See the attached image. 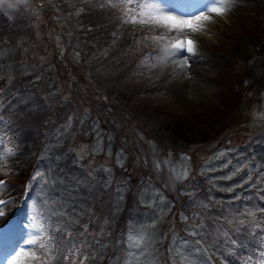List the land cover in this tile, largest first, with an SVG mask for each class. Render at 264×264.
Here are the masks:
<instances>
[{
	"label": "snow or ice",
	"instance_id": "obj_1",
	"mask_svg": "<svg viewBox=\"0 0 264 264\" xmlns=\"http://www.w3.org/2000/svg\"><path fill=\"white\" fill-rule=\"evenodd\" d=\"M56 4H66L68 11L57 8V22L61 33L55 35L56 47L60 57L67 53L76 63L101 64L105 58L119 62L117 52L122 51L120 42L124 37V29L128 26H144L141 32L157 28L165 29L161 35H144L143 41L167 42L161 52L153 57L154 63H148V57L140 61L149 69L157 65L163 66L180 63L175 66L180 69L191 68L189 57L195 54L194 40L186 35H172L199 32L204 22L213 16L226 15L234 6L236 0H48ZM31 0H24L16 7H0L9 21H14L21 11H31ZM106 17L105 22H86L85 17L91 15ZM38 20V13L33 16ZM142 43L139 35L134 41ZM21 38L15 43L8 37L0 38V110L10 106L15 114H28L42 108L54 109L57 105L73 103L71 90L63 91L61 86L53 85L50 73L55 65L48 62L44 55L32 53L35 62L27 58L21 59L13 72L11 64H5V58L13 57L20 49L24 54L29 48L24 46ZM186 53V54H185ZM128 55L129 53H124ZM45 65H47L45 67ZM138 65V67L140 66ZM7 69V71H5ZM27 78V86L23 90L14 88L18 78ZM74 79V77H73ZM171 82V80L169 81ZM6 89L12 99H7ZM20 110V113L17 110ZM264 120V113H258ZM5 118L0 115V121ZM88 136L94 134L91 145H75L69 148L73 154V165L82 169V174L71 172L59 167V161L64 159L55 153L69 138H75L76 129ZM111 141L112 137H107ZM3 138L0 137V144ZM105 137L102 134L99 121L91 118L87 107L75 108L64 118V122L56 128L52 140L44 148L43 155L50 161L46 171L36 170L30 177L26 191H31L34 184L39 185L37 195L41 198L39 204L33 200L30 221L24 227L28 230L29 239L24 243L37 246L35 249H13L3 259V264H17L21 255L31 256L33 260L40 258L39 264H98L105 259L104 253L113 243L122 244L126 255L122 264H264V171H258L255 178L252 175L235 187L245 191H254L255 197L240 194L232 195L225 207L221 201L200 200L196 211L189 215L179 213V221L183 225L177 231L175 223H171L167 231L160 229V224L172 212L171 202L167 196L148 177L137 193V207L143 206L151 211L147 221L141 222L129 218L127 229L122 239L113 240V227L117 217L124 210L126 194L130 191L127 179H117L112 164L126 168L127 156L123 150L112 153L110 146L106 149ZM12 148L7 152L11 153ZM107 152L104 163L97 164L96 156ZM226 152H220L217 158H222ZM111 158V159H109ZM3 153H0V161ZM141 158L137 157V163ZM148 160H143L147 167ZM231 164L229 160L225 167ZM153 170L159 174L164 167H169V161H161L158 157L151 161ZM244 165L243 169H247ZM242 169L237 168L233 176ZM229 179L231 177H228ZM189 179V170L169 167L168 183H177ZM5 181L0 179V186ZM247 186V187H245ZM164 187H168L165 184ZM234 192L233 187L226 189ZM191 200L195 191L188 194ZM258 201L254 203L253 201ZM237 201L239 207H232ZM7 202L0 200V206ZM220 204V215H210V210ZM107 206L109 212L100 215L96 207ZM5 213L0 211V217ZM2 233V228H0ZM242 237L255 241L252 254L242 256L238 249L246 247Z\"/></svg>",
	"mask_w": 264,
	"mask_h": 264
},
{
	"label": "rangeland",
	"instance_id": "obj_2",
	"mask_svg": "<svg viewBox=\"0 0 264 264\" xmlns=\"http://www.w3.org/2000/svg\"><path fill=\"white\" fill-rule=\"evenodd\" d=\"M209 2L211 0H208L207 3ZM30 7L31 11H22L21 17L26 19L29 25L25 26L24 36L31 40L33 46L28 54L23 55V50L18 51V60L27 58L29 54L35 51L41 53L47 45H50V48H56L59 52L56 47L55 35L61 33L62 29L57 22V8L64 10L66 14L68 11L67 5L56 4L54 7L48 0H31ZM37 13L38 20H34L33 16ZM85 21L97 23V15L93 14L85 17ZM204 25L208 30L168 34L169 36L186 35L195 42V54L192 55L195 64L191 63L192 67L185 68V71L193 72L198 69L202 73L200 79L196 76L192 77L193 74H187V80L193 79L191 80L193 87L198 90L204 88L206 93L198 92L199 94H196L194 99L181 94L176 88H173L171 82L167 83L164 74L166 69L163 66V71H161L162 66L160 65H157L152 73L149 72L153 76L152 78L149 77V84L145 91L140 86L133 85V81L120 79V76L115 80V76H113L115 73L132 75L131 62L122 55V52L127 53L130 46L131 48L134 47L131 43L129 45L126 38H123L120 42L122 51L116 53L119 62L105 58L103 66L101 64L89 65L85 63V68L81 71L91 81L94 95L98 93L100 96L102 95V98L104 88L111 94L109 95L111 98H106L109 103H105V108H110L111 114L115 112V115H117L119 112L121 120L118 122L119 127L118 124L114 128L111 125L114 129L113 133L118 130L117 128L119 130L126 128L129 136L127 140L128 147L125 150L110 145L112 140L108 141L107 137L111 133L99 121L100 130L105 137V148L107 149L110 146L113 154L123 150L127 156V170L117 167L114 163L112 164L115 177L128 180V177L133 176L136 180L138 179L139 190L145 180L152 177L154 185L161 188L168 201L171 202L173 197L177 199V201L171 202L172 212L166 217V221L159 226L163 231H167L171 223H175L177 231H181L183 225L179 221V213L186 212L191 215L192 212L197 210L194 201L196 203L200 200L207 202L208 198L211 197L213 202L221 201L225 207H229L227 201L231 199L232 195L240 194L255 197L254 191H245L235 186L240 184L246 176L252 175L255 178L258 171H264V120L257 115L258 113H264V0H236L234 6L226 15L213 16L210 21L204 22ZM147 31L151 35H161L166 30L157 28L155 30L148 29ZM250 43L260 45L257 50H254L260 56L246 48L245 45ZM70 52L71 48L66 49V55L61 58L63 63L66 60L76 63L67 54ZM224 54L228 57H223ZM245 56L253 61L255 69L257 65L260 66L256 70L258 75L256 80H247L244 76L237 75L239 69L246 64V60L248 65L251 64ZM57 57H60V55L58 54ZM232 57H236L237 60L234 61ZM53 59H48V62L53 64ZM7 60V64L13 66L14 72L17 61L14 62L11 58ZM80 65L82 66L83 63H80ZM72 68H76V66L70 63L66 72H70ZM55 71L52 72L51 77L56 76ZM76 73H74V76L69 77L71 84L64 80L63 85H58L65 92L71 90L73 103L70 105H57L53 110L54 116L53 111L46 108L49 111L50 119L53 118L54 127L51 131L53 133L64 122L65 116L71 110L79 108V104L82 103L81 101H75L81 100L79 95L76 94L79 87H81L80 82L75 80L79 76ZM101 75L108 77L111 81L110 84L105 83L100 78ZM95 81H98L97 84L93 83ZM87 84H89V81H87ZM99 84L103 86L97 89ZM24 86L26 87L27 83ZM228 86L229 92L226 91ZM109 99L115 103H112ZM58 111L64 112L61 114V118L56 116ZM36 112L34 118L41 116L43 108ZM1 115L5 116L4 113ZM22 116L26 118L23 113ZM122 116L125 119L123 121ZM17 117L21 118V115L17 114ZM127 117L130 119H126ZM108 118L111 119V117ZM137 118L141 121H138ZM106 121L108 120H104V123ZM2 122L0 121V123ZM142 122L149 128L145 129ZM32 124L35 126L34 122ZM23 125L26 128L27 138L30 141L33 140L30 144L36 145L37 148L38 156L35 158H39V162L36 164L34 172L36 170L46 171L53 161L43 155L45 146L40 152L41 141L35 142V139H41V133H38L34 127L28 124L23 123ZM35 131L36 136L33 133ZM76 131L77 135L74 139L69 138L70 140L78 139L86 145L87 140L90 145L94 143V134L85 136L81 134L79 128ZM66 141L55 150L57 152L49 155H61L64 159L58 162L59 167L81 174L82 170L72 163L73 154L69 152L68 148L64 149ZM220 152H226V155L218 159L217 156ZM6 156L3 155V160L0 161V179H3L5 175H9ZM137 157L141 158L140 163H137ZM157 157L161 161L168 160L169 167H186L189 170V179L179 182L175 186L168 183L169 167L162 168L161 172L157 174L151 166V161ZM106 158L107 152L99 154L95 159L97 164H101L105 162ZM145 159L150 162L147 167L143 164ZM229 160H231V164L225 167ZM128 163L129 165H127ZM244 165H248V168L243 169ZM238 167L242 170L233 176ZM21 169L24 173L26 172L25 168L21 167ZM4 181V185L0 186V200L6 201L7 204L6 206H0V211L5 213L4 216L0 217V228L8 221L11 222L12 230L10 231L12 232L7 236L6 250L1 246L3 243H0V250L4 255L14 254L12 251L16 244V250L35 249L38 253L41 252L42 250L37 246L24 243L25 240L29 239L28 230L24 226L30 221L32 202L35 200L39 204L41 200L37 195L39 185L34 184L31 191H26V186L30 183L28 177L20 185L14 184L15 181L12 179H4ZM165 184H168V187H164ZM229 187H233L234 192H228L226 189ZM193 191H195V196L188 201L189 197L185 195ZM127 194V201L135 200L134 192L129 191ZM178 198L180 199L178 200ZM253 202L258 203L255 200ZM240 204L241 202L237 201L232 207H239ZM140 207L141 209L137 208L134 211V220L147 221L151 211L143 206ZM101 213L103 214L104 210L101 209ZM209 214H222L220 204H215ZM240 239L246 247L238 249L239 253L242 256L252 254L255 241L247 237ZM3 250L6 252H3ZM123 254L124 248L118 246V256H123ZM39 260V257L33 260L31 256L21 255L17 260V264H39ZM54 264H58V262H54Z\"/></svg>",
	"mask_w": 264,
	"mask_h": 264
},
{
	"label": "trees",
	"instance_id": "obj_3",
	"mask_svg": "<svg viewBox=\"0 0 264 264\" xmlns=\"http://www.w3.org/2000/svg\"><path fill=\"white\" fill-rule=\"evenodd\" d=\"M21 12L19 13V15L17 16V18L14 21H9L3 14H0V38L8 37V39L11 40L13 43H15L18 39L22 38L25 41L24 46L29 48V50H30L29 53H30L33 44L31 43V40H28L24 36V34L26 32L25 26L28 24H27L26 19H23L21 17ZM105 20H106V17L97 16V22L103 23V22H105ZM29 32H30V29H29ZM124 37L128 38L129 37L128 33L126 36V33L124 32ZM252 47H253L252 53H256L258 56H260L256 51H254V50H257L258 47H260V45L257 46V44L254 43V44H252ZM20 50H22V49H20ZM33 53H38L39 55H44L47 57V59L54 58L53 59V65H55V70H56L55 75L56 76L51 77V81H50L53 85H63L64 80L65 81L67 80L68 83H70L69 77H71L72 75L74 76L75 72H77L79 74V72L83 71L85 68V66H84L85 63L83 61H81V64L83 63L82 66L80 65V63L79 64L74 63L73 61L71 62L70 60H67V61H65V63H63V61L61 60V57H57V55L59 54L57 49L56 48H50V45H47V47H45L41 51V53L36 52V51ZM124 53L125 52H122V55L129 59L130 55H125ZM23 55H25V54L23 53ZM50 55H51V57L49 58ZM18 57H19L18 52L13 57H11V59H13L14 62L17 61V65L20 61V60H18ZM245 58H247L251 64L248 65V62ZM245 58H243V59L246 60V64L241 69H239L237 75L240 77L244 76V78L247 80H256L258 77L256 70H258L260 68V66L258 67V65H257V68L255 69L254 65H253V61L251 59H249V57H247V56H245ZM7 59H9V58H5L3 63L7 64L8 63ZM27 59L29 60V62H35V60L33 59L32 53L29 54ZM107 59L110 60L111 58H107ZM70 63H73L76 66V68H72L70 72H66V69L68 68V65ZM131 63H133V66H134V64L136 66L135 60H132ZM46 66L47 65H45V67ZM79 66H81V67H79ZM119 66H120V64H119ZM5 71H7V69H5ZM261 71H263V70H261ZM15 72H16V69H15L14 73ZM51 74H52V72L50 73V76H51ZM81 75H82V77H81ZM122 75H124V76H122ZM113 76H115V80L118 76H120L119 77L120 79L129 80L130 82L133 81V85L140 86V88L142 90L145 89L146 80L143 78L141 79L142 76H140V75L136 74L135 76H133V75H125V74H118V73L116 74L115 73V74H113ZM78 77L75 80L80 82L81 87H79V90L76 92V94L79 95L81 100H75V101H81L82 102L81 104H79V108L87 107L90 110L91 118L99 120L100 123L106 127V130L111 133L110 134V135H112L111 136L112 141L110 142L111 145L113 144V146L121 147L123 150H125L128 147L127 146V140L129 139V136L127 135L126 128H124V129L121 128L120 130H119V128H117L118 130L114 131V133H113L114 129H112V126L114 128L116 126V124H118V122H119L118 121L120 118L119 112L117 113V115H115V112H112V114H111V109L105 108L106 107L105 103L107 104V102H108V99H106V98H111L109 96L111 94L108 93L104 88L103 89L104 94L102 97L103 99L101 98L102 95L100 96V94H98V93L96 95H94V92H93L94 88L92 87L91 81L86 78L87 76L81 72ZM100 78H102L105 83L111 82L109 80V78L104 76V75H101ZM100 78H99V80H100ZM107 80H109V81H107ZM87 81H89V84H87ZM97 82L98 81H95L93 83L97 84ZM26 83H27V78L21 77V78L17 79V81L14 83L13 87L14 88H20L21 90H23L25 87L24 85H26ZM227 85H229V84H227ZM100 86H103V85L99 84L97 89H99ZM63 91H64V89H63ZM226 91L229 92V86L227 87ZM139 94H140V92H139ZM6 95H7V99L12 98L10 92L7 89H6ZM110 101L112 103H115L112 100H110ZM48 110L46 108H43V113L41 114V116H39V117L37 116L36 118H34V116H35L34 113H37V112L25 114L26 118H23L22 113H20L19 109L17 110V112L20 113L21 118H18L17 114L13 113L12 111L10 112L16 120L25 123V125L28 124L31 127H34V129H36V131L38 133L39 132L41 133V136H42L41 139L40 140L35 139V142L41 141L40 152L42 151L43 147L51 140L52 135H54V133L51 132L52 128L54 127V122H53V118L50 119L49 111H53L55 109H52L49 111ZM62 113H64V112L58 111L56 116L58 118H61ZM53 116H54V111H53ZM108 117H111V119ZM128 117L126 119H130ZM122 119H123V116H122ZM104 120H108V121H106L104 123ZM123 120H125V119H123ZM137 120L141 121L139 118H137ZM32 122H34L35 126L32 124ZM125 122H124V124H125ZM23 123L21 125L17 126L16 128H14L15 127L14 124L9 123L10 126L6 128L5 135H3V132L0 131V137L3 138V143L0 144V153H3V155H7L6 159L8 161V165H9L7 167V172L9 174V176L14 177L19 183H22L27 178L29 171L32 169L33 164L37 160L35 157L38 156L36 145L30 144L31 142H33V140L30 141V139L27 138L26 128L23 125ZM142 123H143L145 129L149 128L144 122H142ZM118 127H119V124H118ZM36 131L33 132L35 134V136H36ZM48 136H49V138H47ZM45 138H47V139H45ZM72 139H74V138H72ZM82 143H83V141L78 140V139L77 140L68 139L66 141L65 147H71L73 144L82 145ZM8 148H12L13 151L11 153H8L7 152ZM127 165H129V163ZM21 167L26 169L25 173L22 171ZM0 169H1V167H0ZM137 180H136V178H133V176H131L130 178L128 177V180H127L128 184H129L130 191L135 193V197H136V193L139 191L138 185H137V182H138ZM127 195H129V194H127ZM179 199L180 198H178V200ZM171 201H177V199L173 197ZM125 202H126V204L124 205V210L117 217V221H116L117 225L114 226V227H117L119 229V233H115L114 227H113V233L115 236V237L113 236L114 241L118 238H123L124 235L122 233H124L126 231V230L124 231V228H123L124 224L126 225L127 221L129 220L128 217L131 218V215H132L131 212L133 211V207L137 206L136 199H135V201L133 199H131L129 201L126 200ZM99 208H101L104 211H107L109 209L107 206L100 207L98 205V209ZM118 234H120V235H118ZM118 246L123 247L122 244L113 243L110 246V248L104 253L105 259L101 262H98V264H121V262L123 261L125 253L123 254V256H118Z\"/></svg>",
	"mask_w": 264,
	"mask_h": 264
},
{
	"label": "bare ground",
	"instance_id": "obj_4",
	"mask_svg": "<svg viewBox=\"0 0 264 264\" xmlns=\"http://www.w3.org/2000/svg\"><path fill=\"white\" fill-rule=\"evenodd\" d=\"M205 66V65H203ZM165 71V78L166 82L169 83L171 80V84L173 85V88H176L181 94H183L186 97L195 98L196 94L198 95L200 92L206 93L204 88H201L200 90L196 89L192 85L193 79L187 80V74H193L192 77L196 76L198 79H200L202 76L199 70L195 69L193 72L190 73H181L180 70L174 65L170 64L168 65ZM183 74V75H181ZM199 92V93H198ZM1 239V237H0Z\"/></svg>",
	"mask_w": 264,
	"mask_h": 264
},
{
	"label": "clouds",
	"instance_id": "obj_5",
	"mask_svg": "<svg viewBox=\"0 0 264 264\" xmlns=\"http://www.w3.org/2000/svg\"><path fill=\"white\" fill-rule=\"evenodd\" d=\"M24 0H0V7H16L19 3H23Z\"/></svg>",
	"mask_w": 264,
	"mask_h": 264
}]
</instances>
